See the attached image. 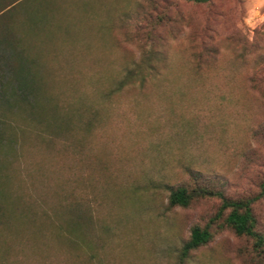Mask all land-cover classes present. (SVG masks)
I'll list each match as a JSON object with an SVG mask.
<instances>
[{
	"label": "rangeland",
	"instance_id": "374dc122",
	"mask_svg": "<svg viewBox=\"0 0 264 264\" xmlns=\"http://www.w3.org/2000/svg\"><path fill=\"white\" fill-rule=\"evenodd\" d=\"M65 1L62 31L36 51L60 99L89 86L95 74L108 83L150 47L182 77L170 84L196 97L126 98L103 126L83 135L80 154L59 141L29 138L17 122L19 141L35 147L19 149L22 170L10 172L14 192L35 204L42 196L49 206L62 187L85 199L93 264H181L191 230L207 224L212 239L184 264H264V247L257 253L252 238L237 235L225 221L228 212L215 217L218 198L170 207L162 186H206L230 199H254L256 229L264 235V0H92L85 13L83 0ZM196 69L199 80L191 77ZM54 230L40 216L19 225L7 242L8 260L41 264L42 250L54 264L89 258L76 260L56 239H41Z\"/></svg>",
	"mask_w": 264,
	"mask_h": 264
},
{
	"label": "trees",
	"instance_id": "16d2710c",
	"mask_svg": "<svg viewBox=\"0 0 264 264\" xmlns=\"http://www.w3.org/2000/svg\"><path fill=\"white\" fill-rule=\"evenodd\" d=\"M186 1L205 4L212 0ZM92 3V0H83L81 11L85 13ZM65 4V0H0V243L3 241L0 264H16L8 260L12 246L7 242L18 236L19 225L36 216L55 224L54 232L40 234L44 242L56 239L75 254L76 260L81 254L89 257L77 260L82 264H93L97 257V248L89 236L91 216L85 199L70 195L62 187L55 193L57 202L49 206L42 196L35 204L31 196L25 198L14 192L10 172L12 168L22 170L19 149L35 147L26 138L19 141L14 132L17 122H23L26 128L20 131L26 132L29 138L49 144L59 141L80 154L85 146L83 135H90L103 126L126 98L138 102L149 98L168 101L196 97L186 88L170 84L172 78L181 80L182 77L175 76L163 52L150 47L141 53L139 61L108 78V83L100 74H95L89 86L75 88L65 99H60L61 92L56 94V89L47 83L49 72L45 71L42 54L36 51L41 46L39 42L60 32L59 24L68 17ZM191 77L199 80V70L191 73ZM75 134L82 136L77 138ZM185 168L191 176L195 175L190 167ZM162 186L169 189L170 207H188L199 198H218L221 204L215 217L228 212L225 219L228 226L237 235L252 238L257 253L263 251L264 235L256 229L254 199H230L206 186L172 188L165 183ZM212 236L209 224L194 227L180 250V263L184 264L190 253L210 242ZM20 249L18 252L24 254V246ZM41 253L44 254L41 264H54L48 260L45 250Z\"/></svg>",
	"mask_w": 264,
	"mask_h": 264
}]
</instances>
